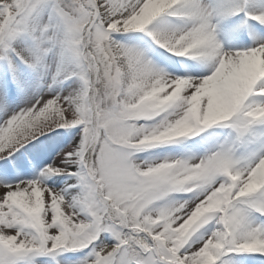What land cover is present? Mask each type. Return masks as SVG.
Returning a JSON list of instances; mask_svg holds the SVG:
<instances>
[{
    "label": "snow or ice",
    "instance_id": "snow-or-ice-1",
    "mask_svg": "<svg viewBox=\"0 0 264 264\" xmlns=\"http://www.w3.org/2000/svg\"><path fill=\"white\" fill-rule=\"evenodd\" d=\"M0 264H264V0H0Z\"/></svg>",
    "mask_w": 264,
    "mask_h": 264
}]
</instances>
